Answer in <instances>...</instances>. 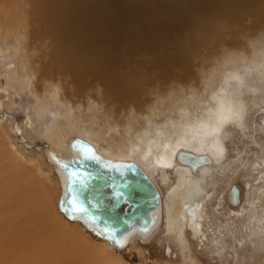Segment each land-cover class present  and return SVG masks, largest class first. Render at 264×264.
<instances>
[{"label":"bare ground","instance_id":"6f19581e","mask_svg":"<svg viewBox=\"0 0 264 264\" xmlns=\"http://www.w3.org/2000/svg\"><path fill=\"white\" fill-rule=\"evenodd\" d=\"M263 13L264 0H0V57L5 63L9 62L5 59L19 58L22 69L21 75L18 70H5L9 67L0 71V108L9 109L13 102L9 90L14 89L16 75L23 88L34 94L38 109L43 111L48 104L55 107L49 110L51 120L44 130L48 146L42 154L57 177L59 197L64 173L58 160L77 154L70 147L75 137L90 142L103 158L133 161L144 170L159 192L160 207L152 212L149 229L129 231L120 249L146 242L160 223L180 244L184 243V228L201 238L210 227L206 202L223 200L210 185L218 182L213 172H228L226 182L220 183L228 202L236 205L232 201L235 184L230 189L229 185L237 167L264 169V137L257 140L255 134L264 131V109L260 107L263 115L251 132L260 154L250 164L242 152L223 162L224 140L232 128L244 127L250 109L264 103V51L253 44V40H262L264 28L260 25L235 48L232 42H221L210 65L199 69V86L176 80L155 92L161 99H144V88L188 74L199 50L210 49L212 42L231 34L243 15ZM239 55L251 58L246 60L254 66L247 72L233 67L223 77L224 83L212 90L214 71L222 64L234 66ZM249 92L254 99L248 102ZM224 105L234 118L217 127L218 108ZM96 113L103 115L102 121ZM25 119L31 126L32 118L27 115ZM0 126L10 141V129ZM14 129L20 131L17 125ZM9 149L10 164L0 161V170L5 172L0 177V264H114L109 251L92 246L72 227L80 224L110 249H120L59 208L58 214L43 182L34 181L29 171L16 165L15 146L10 144ZM183 152L206 156L208 161L193 166L183 159ZM34 167L35 172L40 169ZM262 202L264 184H257L243 201L245 215L240 226L249 238L264 232ZM182 255V264L194 263L188 253Z\"/></svg>","mask_w":264,"mask_h":264},{"label":"rangeland","instance_id":"374dc122","mask_svg":"<svg viewBox=\"0 0 264 264\" xmlns=\"http://www.w3.org/2000/svg\"><path fill=\"white\" fill-rule=\"evenodd\" d=\"M260 25H262V27L264 28V16L256 17L255 15L254 16L243 15L241 17V24L239 25L240 29L239 27H235L231 34L222 37V40L221 38H219L218 40L220 42H218V40L216 42H212L210 46L211 51L209 48L207 50H201V52L199 50L198 52L199 54L192 59L187 69L188 74L186 73L184 76L181 74L182 78L179 75L174 76V79L171 80L172 82L171 81L165 83L159 82L158 85H154L153 87L146 86L144 88L142 97L144 98L145 96L144 99L146 98L149 99V98H154L155 96V98L161 99L160 94L159 93L155 94V92H157L158 90L164 91L170 85L175 84L174 82L176 80H180V79H182L183 82H193L194 84H197L199 86L201 83L199 78V69L202 66L210 65L212 61L211 59L212 56L216 55L219 51L218 45L221 42L224 43L232 42L230 44L232 45L231 47L234 48L238 47L237 45H240L241 44L240 42L244 41L242 40L244 39L243 37H247L248 34L249 36L254 35L258 31V30L255 31V29L258 28ZM243 31L245 32V35ZM260 34L264 35L263 32L262 33L260 32ZM253 41L255 47L256 44L261 46V48L258 46L256 48L258 49L260 48V51H264L263 49L264 37H262V40L257 41L256 39ZM215 45L218 46V49ZM234 57L235 60L237 56ZM11 59L9 60L5 59L6 62L9 61L8 63H5L4 60L2 59V56L0 57V71H4L5 68L9 67L5 70L11 72L18 70V74H20L19 72H21L22 69H21V64H19L18 61L19 58H16L15 60L13 58ZM246 59L251 60V58L245 55H239L235 60L234 66H232V64L220 65L219 68H217V72L214 71L215 72L214 76L211 77L213 78L212 80L214 81L215 85L210 86V88L212 89L213 87L212 90H214L215 87L223 84L225 80L223 77H226L228 72L231 71L233 67L240 72L249 71L250 69L249 66H254V64H252L253 62H251L250 64L249 63L250 61L247 62ZM260 62L263 63V60H260ZM218 78L222 83H220ZM20 83L22 84V81L19 80L18 75L14 76V81H13L14 89L9 90L10 94H12L13 92L12 94L13 102L12 104H10L9 109H7L4 106L0 108V123H2V125L7 129L8 128L10 129L8 130V133L10 134L9 136L11 137L10 139L11 142H10L6 137L7 134L5 130L1 131L2 127L0 126V131L2 133V135L0 133V150L2 148L3 151V152L1 151L2 154L0 152V157H1L0 161H3L4 159V161L9 160L10 162L11 154L8 155L9 152L7 153V151H10L9 149L10 144L15 146L13 152L15 154H18L15 155L16 156L15 158L17 160L15 161L16 165H19L21 169H24L27 172L29 171L28 174L33 175L34 181L36 180L38 182L39 181L43 182L45 190L46 189L48 190L47 192L50 202L54 206L55 211L58 214H60L61 212L58 210L57 207V200L59 197V186L57 182V177L55 175V172L53 171L52 166L49 163H47L44 155L42 154L43 150L48 146V142L44 137V130H45V126L46 128L48 127L47 124L51 120L49 110L50 109L54 110L55 107L51 104H48V108H46L45 110L43 109L42 111L41 108L38 109L37 107H39V105L36 104V101L33 97L34 94L27 92V90L23 88V84L21 86ZM160 87L162 89H160ZM209 92L208 93L205 92L206 93L205 96L209 94ZM151 93L154 94L150 95ZM253 97L254 94H252V92H249L245 96L248 102L249 100L254 99ZM258 105H255L253 109H250L249 114H247L245 119V126L242 127L243 129L241 127H238L239 129L237 127L232 128V133L224 140V146L226 148L225 157H227L226 159L224 157L223 159L224 163L232 160L237 153L242 152V155L243 156L245 155L244 156L245 161L248 160L250 164L252 160L255 158V156L260 154L259 145L255 144L254 140H251V135H252L251 132L253 133V130L257 128V125L259 123L258 121H260L263 115L262 110L264 109V103L260 104L259 106ZM27 115H29L32 118L33 123L31 126L27 125L26 123L25 118ZM96 115L100 118V120L103 117V115L100 114L101 115L100 116L99 113L98 114L96 113ZM8 122L9 124L7 125ZM16 125L20 127V131L14 129V126ZM247 125H248V129H247ZM251 129L252 131H250ZM255 134L257 140L259 137L262 138L264 137V131L262 132L257 131ZM6 157H8L9 159L8 158L5 159ZM30 159L35 160V162H37L38 164L37 165L31 164ZM9 162L7 161V164ZM3 164L6 165V163ZM34 166H37L40 169L35 172ZM248 166L249 165H245V166L239 165L235 170V172L233 173L234 176L232 175L230 178L231 181H230L229 189L232 184H235L239 189V198H238L239 200L236 205H232L228 202L227 192L226 190L223 189L222 186L228 179L227 177L228 172H225L226 175L224 173L221 175V174H217L216 172H213V176L218 178V182L216 180L215 182L216 184L213 183L214 186L213 184L210 185L215 189L214 195L215 194L221 195L223 197V200L220 201L218 198H214L211 199L210 202L208 203L206 202L205 210L207 209L208 215H210V220L208 221L210 227L205 231L206 233H204V235L201 236V238H197L196 236H193L190 233L189 228H184L183 231V235H184L183 244H185L184 248H182L183 244H180L176 240L174 235L164 231L163 225L161 223L157 227V229L158 228L159 229L158 230L156 229L157 231H154L155 233H152V235L149 237V239L146 242L136 241L135 243L130 244L126 248L120 250L110 249L109 247H107L105 243H103L101 239L94 237L93 235L88 233V231L84 230L80 224L76 225L77 228L74 225H73L74 228L72 227V225H70V227H72L73 231H75L83 239H85L86 242L92 244V246L98 248L100 247L105 248L107 251H109L112 256V260H114V264H156V263L163 264L165 261H168L169 262L168 264H182L183 261L181 258H183L182 254H184V252L188 253V255L191 258L193 257L192 258L194 262L193 264H264V240H263L264 232L261 233L260 235L249 238L248 236L245 235L246 230L242 228V226H240V222L243 220V217L245 215L244 205H243L245 204L243 203L244 199L247 197L248 193H250L251 190L254 189V187H256L257 184L259 185L264 184V169L262 168V170L260 169L255 171L252 169V166L251 168L249 166L248 169ZM170 171H172L171 173H173V169H170ZM4 173H5L4 171L2 172V170H0V177L1 174ZM34 175H36V177ZM171 176L175 178L174 173L171 174ZM220 182H222L223 184ZM251 182L253 184H251ZM210 187L208 186V189ZM162 190L164 191L165 189ZM262 203L264 204V202ZM252 242H254L253 243L254 246ZM257 242L259 244H257Z\"/></svg>","mask_w":264,"mask_h":264},{"label":"water","instance_id":"95a60500","mask_svg":"<svg viewBox=\"0 0 264 264\" xmlns=\"http://www.w3.org/2000/svg\"><path fill=\"white\" fill-rule=\"evenodd\" d=\"M70 147L77 154L58 160L64 173L59 210L69 219L81 221L89 231L117 249L122 247L129 231L148 230L154 219L152 212L160 207V195L144 170L133 161L103 158L90 142L79 137L70 142ZM181 155L193 166L208 161L206 156L186 152ZM132 179L140 192L129 190ZM232 189V201L236 204L239 189L236 185Z\"/></svg>","mask_w":264,"mask_h":264},{"label":"clouds","instance_id":"9594fccd","mask_svg":"<svg viewBox=\"0 0 264 264\" xmlns=\"http://www.w3.org/2000/svg\"><path fill=\"white\" fill-rule=\"evenodd\" d=\"M219 116L217 118V127L222 126L230 122L234 118V114L230 111L228 105H224L222 108H218ZM219 145H216V148L219 149Z\"/></svg>","mask_w":264,"mask_h":264},{"label":"snow or ice","instance_id":"6c2138e0","mask_svg":"<svg viewBox=\"0 0 264 264\" xmlns=\"http://www.w3.org/2000/svg\"><path fill=\"white\" fill-rule=\"evenodd\" d=\"M69 175H75V173H69ZM128 187H129V190L131 192H137L138 193L141 191V189L137 186V182L134 179L131 180ZM101 193L103 194L102 188H101ZM77 210L82 211V209H77Z\"/></svg>","mask_w":264,"mask_h":264}]
</instances>
